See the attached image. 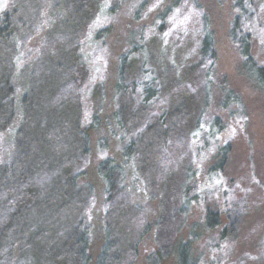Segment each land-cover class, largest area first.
<instances>
[{
	"label": "trees",
	"instance_id": "1",
	"mask_svg": "<svg viewBox=\"0 0 264 264\" xmlns=\"http://www.w3.org/2000/svg\"><path fill=\"white\" fill-rule=\"evenodd\" d=\"M42 2L13 0L0 15V133L16 114V75L23 88L21 123L12 153L0 165V264H92L85 212L94 187L85 180V168L102 120L111 121L123 137L124 165L136 169L157 211L150 220L144 208L132 202L126 166L113 159L101 162L96 174L107 209L94 264H200L193 253L200 238L197 229L215 230L221 217L208 210L202 224L183 232L195 199V170L189 164L177 172L175 158L180 156L175 154L202 130L208 114L216 62L213 33L205 25L197 65L177 68L167 59L146 68L144 61L130 80L127 57H121L115 109L106 119L96 112L83 123L79 94L86 74L78 51L97 0H55L56 21L38 57L17 74L18 52L35 33ZM234 3L239 14L229 37L242 58L240 70L264 94V65L252 57L248 27L256 19V8L253 0ZM220 91L222 108L240 103L225 86ZM210 123V128L221 130L218 117ZM229 152L228 145L218 147L210 171L222 170ZM224 233L219 232L220 239ZM149 234L156 249L140 260L141 241Z\"/></svg>",
	"mask_w": 264,
	"mask_h": 264
},
{
	"label": "rangeland",
	"instance_id": "2",
	"mask_svg": "<svg viewBox=\"0 0 264 264\" xmlns=\"http://www.w3.org/2000/svg\"><path fill=\"white\" fill-rule=\"evenodd\" d=\"M54 1L40 3L35 33L17 55V74L38 57L46 34L56 21ZM12 2L0 0V15ZM253 4L257 15L248 24L251 54L258 65H264V0H253ZM238 14L234 0H97L96 11L79 44L81 66L86 74L79 101L83 123H89L96 112L106 119L115 109L114 88L121 57H127L130 80L134 68L145 62L146 68L167 59L177 68L197 65L205 25L213 33L216 62L208 114L202 130L175 154L181 158H175L177 172L189 164L195 170L196 187L191 194L195 199L183 232L191 225L202 224L208 210L217 211L221 217V225L215 230L197 229L200 238L193 244V253L200 264H264V94L240 70L242 58L229 37ZM14 83L16 114L8 129L0 133V165L8 161L15 131L21 123L19 99L23 88L18 75ZM223 86L239 96V104L222 108ZM215 117L220 119L221 130L210 128ZM122 141L111 121L102 120L93 136L92 153L85 168V180L94 187L85 212L92 264L103 244L107 209L104 186L96 174L101 162L113 159L126 166V185L132 202L142 206L150 220L156 216L157 205L149 200L143 180L131 163L124 165ZM224 145L230 147L227 162L222 170L212 172L209 168L216 150ZM222 229L225 233L220 239ZM155 249L153 235L149 234L141 241L138 259Z\"/></svg>",
	"mask_w": 264,
	"mask_h": 264
}]
</instances>
